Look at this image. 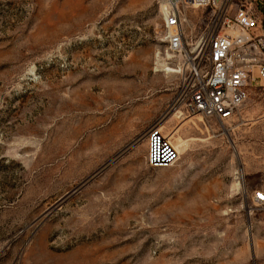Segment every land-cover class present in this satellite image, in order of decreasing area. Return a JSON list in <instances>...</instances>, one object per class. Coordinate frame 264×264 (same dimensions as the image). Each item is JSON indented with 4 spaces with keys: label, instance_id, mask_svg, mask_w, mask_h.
Here are the masks:
<instances>
[{
    "label": "rangeland",
    "instance_id": "obj_1",
    "mask_svg": "<svg viewBox=\"0 0 264 264\" xmlns=\"http://www.w3.org/2000/svg\"><path fill=\"white\" fill-rule=\"evenodd\" d=\"M165 4L0 0V264H264V90L221 121L171 107ZM183 11L192 56L215 13Z\"/></svg>",
    "mask_w": 264,
    "mask_h": 264
},
{
    "label": "built area",
    "instance_id": "obj_2",
    "mask_svg": "<svg viewBox=\"0 0 264 264\" xmlns=\"http://www.w3.org/2000/svg\"><path fill=\"white\" fill-rule=\"evenodd\" d=\"M227 1L166 0L163 8V40L179 80L171 107L186 114L226 120L244 103L250 87L264 90L263 16L244 3L229 16ZM189 6L210 7L215 13L201 49L192 56L183 28V10ZM149 144L154 164L175 159V149L158 128L150 130ZM252 199L264 207V188L255 190Z\"/></svg>",
    "mask_w": 264,
    "mask_h": 264
},
{
    "label": "trees",
    "instance_id": "obj_3",
    "mask_svg": "<svg viewBox=\"0 0 264 264\" xmlns=\"http://www.w3.org/2000/svg\"><path fill=\"white\" fill-rule=\"evenodd\" d=\"M262 14H263V27H264V7L261 8Z\"/></svg>",
    "mask_w": 264,
    "mask_h": 264
},
{
    "label": "bare ground",
    "instance_id": "obj_4",
    "mask_svg": "<svg viewBox=\"0 0 264 264\" xmlns=\"http://www.w3.org/2000/svg\"><path fill=\"white\" fill-rule=\"evenodd\" d=\"M166 7V4L164 5V7L163 8H165ZM164 70H167V71H169V68H164Z\"/></svg>",
    "mask_w": 264,
    "mask_h": 264
}]
</instances>
